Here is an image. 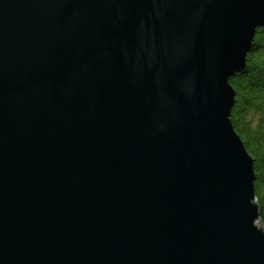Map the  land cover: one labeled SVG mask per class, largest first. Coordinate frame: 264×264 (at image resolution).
<instances>
[{"label":"water","instance_id":"1","mask_svg":"<svg viewBox=\"0 0 264 264\" xmlns=\"http://www.w3.org/2000/svg\"><path fill=\"white\" fill-rule=\"evenodd\" d=\"M264 0H0V264H264L230 120Z\"/></svg>","mask_w":264,"mask_h":264},{"label":"trees","instance_id":"2","mask_svg":"<svg viewBox=\"0 0 264 264\" xmlns=\"http://www.w3.org/2000/svg\"><path fill=\"white\" fill-rule=\"evenodd\" d=\"M246 61V72L229 79L236 90L230 120L254 160V190L264 225V23L256 28Z\"/></svg>","mask_w":264,"mask_h":264}]
</instances>
